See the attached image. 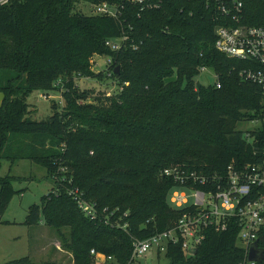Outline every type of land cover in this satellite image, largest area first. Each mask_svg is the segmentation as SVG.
Listing matches in <instances>:
<instances>
[{
	"label": "trees",
	"instance_id": "1",
	"mask_svg": "<svg viewBox=\"0 0 264 264\" xmlns=\"http://www.w3.org/2000/svg\"><path fill=\"white\" fill-rule=\"evenodd\" d=\"M101 1L123 0L0 5V159H26L46 169L52 188L28 207L24 224L42 221L57 230L72 264H93L91 249L111 255V264H131V238L172 227L183 211L167 202L174 183L162 175L164 168L182 164L223 173L230 162L264 155V126L247 131L251 141L237 128L263 117L264 97L239 76L246 63L215 48L220 21L203 0H160L158 8L143 11L122 2L117 19L76 10L81 2ZM243 11V24L264 26V0H244ZM122 34L128 38L120 49L105 46ZM94 55L110 57L111 64L94 72ZM205 68L216 81L196 84ZM104 71L118 90L84 102L87 91L77 88L73 75L100 78ZM33 90L60 91L63 102H52L46 119H31L26 96ZM11 180L0 177V217L16 192ZM72 189L100 217L112 213L110 219L125 227L89 220ZM236 233L208 230L195 253L169 243L163 254L167 264H242L245 249ZM257 242L264 249V228Z\"/></svg>",
	"mask_w": 264,
	"mask_h": 264
},
{
	"label": "built area",
	"instance_id": "2",
	"mask_svg": "<svg viewBox=\"0 0 264 264\" xmlns=\"http://www.w3.org/2000/svg\"><path fill=\"white\" fill-rule=\"evenodd\" d=\"M10 1L12 0H0V5ZM203 1L206 6L215 10L217 20L220 21L214 30L215 48L227 57L245 62L239 76L258 85L264 97V26L242 23L244 0ZM122 2L143 11L158 8L161 1ZM122 2L101 1L89 5L92 14L117 19L123 9ZM127 38L126 34L108 38L105 46L116 51L124 45ZM134 47L136 46L133 45ZM111 61L108 57L105 68ZM244 137L251 141L252 136L249 133L244 132ZM162 175L172 179L174 183L167 194L169 206L183 211L172 227L145 238L132 237L129 263L138 264L151 250H154L156 255L165 253L169 243H179L185 253L191 254L188 250L197 249L208 230L224 232L234 228L237 232L236 240L245 249L246 260L242 264H256L247 260V254L250 245L258 241L259 232L264 228V155L256 162L248 161L239 165L230 162L223 173H204L179 164L164 168ZM69 194L74 197L78 208L89 220L125 227L116 219H110L109 215L112 213L100 217L94 204L83 199L77 189L70 190ZM90 255L93 264H111L114 261L111 255L94 249L90 250Z\"/></svg>",
	"mask_w": 264,
	"mask_h": 264
},
{
	"label": "rangeland",
	"instance_id": "3",
	"mask_svg": "<svg viewBox=\"0 0 264 264\" xmlns=\"http://www.w3.org/2000/svg\"><path fill=\"white\" fill-rule=\"evenodd\" d=\"M76 10L92 13L88 3L81 2ZM94 57V58H93ZM91 58L90 68L94 72L105 68L108 56L94 55ZM74 84L80 91H87L89 96L84 102L93 100L95 96H109L115 93L117 81L104 71L103 77H88L73 75ZM195 83L201 85L212 84L216 81L215 73L210 68L200 70L195 77ZM45 97H43V95ZM52 102H63L60 91L45 93L42 90H33L26 96L30 118L35 120L46 119L51 112ZM264 126V118L243 120L237 128L242 132L251 131ZM12 176L11 185L16 191L8 202L0 219V264H72V257L61 243L57 230L49 227L42 221L36 225L24 224L28 207L39 204L42 195L52 188L51 181L46 177V169L29 160L22 159L9 161L0 159V177ZM64 235L67 230L62 229ZM240 244V242H238ZM25 258L23 261H16ZM141 264H167L164 254L156 255L151 250L141 258Z\"/></svg>",
	"mask_w": 264,
	"mask_h": 264
},
{
	"label": "water",
	"instance_id": "4",
	"mask_svg": "<svg viewBox=\"0 0 264 264\" xmlns=\"http://www.w3.org/2000/svg\"><path fill=\"white\" fill-rule=\"evenodd\" d=\"M118 72V67H114V73ZM4 101V93L0 91V107L2 106V103ZM189 253H195L196 248H190L188 250ZM247 260L248 261H254L257 263H260L264 260V249L259 247L258 242L255 241L253 242L249 249H248V254H247Z\"/></svg>",
	"mask_w": 264,
	"mask_h": 264
}]
</instances>
